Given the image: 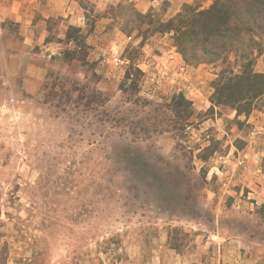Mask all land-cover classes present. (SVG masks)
Returning a JSON list of instances; mask_svg holds the SVG:
<instances>
[{"label": "rangeland", "instance_id": "374dc122", "mask_svg": "<svg viewBox=\"0 0 264 264\" xmlns=\"http://www.w3.org/2000/svg\"><path fill=\"white\" fill-rule=\"evenodd\" d=\"M146 1L0 0V264H264V12L185 62L214 0Z\"/></svg>", "mask_w": 264, "mask_h": 264}, {"label": "trees", "instance_id": "16d2710c", "mask_svg": "<svg viewBox=\"0 0 264 264\" xmlns=\"http://www.w3.org/2000/svg\"><path fill=\"white\" fill-rule=\"evenodd\" d=\"M261 12H264V0H214L202 11L184 4L163 27L173 33L174 45L185 62L207 60L237 43L241 34L251 32V25ZM220 90L228 93V100L221 102L219 97L217 104L251 103L264 93V74L245 70L224 83Z\"/></svg>", "mask_w": 264, "mask_h": 264}, {"label": "crops", "instance_id": "0c3cea01", "mask_svg": "<svg viewBox=\"0 0 264 264\" xmlns=\"http://www.w3.org/2000/svg\"><path fill=\"white\" fill-rule=\"evenodd\" d=\"M134 2H139V7L142 8V7H145V9H148L150 7V1H146V0H133ZM179 0H170V6H169V9L167 11V15H170V17L172 15H174V13L178 10V6L177 4H179L178 2ZM191 0H185V3L187 2H190ZM148 2V4H147Z\"/></svg>", "mask_w": 264, "mask_h": 264}]
</instances>
